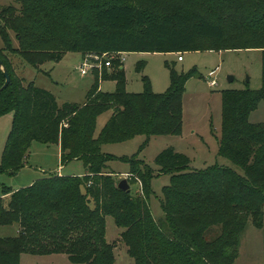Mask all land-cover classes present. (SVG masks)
<instances>
[{
    "label": "trees",
    "instance_id": "obj_1",
    "mask_svg": "<svg viewBox=\"0 0 264 264\" xmlns=\"http://www.w3.org/2000/svg\"><path fill=\"white\" fill-rule=\"evenodd\" d=\"M14 0L0 11V59L12 83L0 92V115L14 110L1 154L0 172L25 165L33 142L58 144L62 165L80 160L83 175L50 173L32 184L2 186L0 225H18L15 236L0 237V264H20L23 253H64L72 263L114 264V244L105 239V216L123 231L120 242L133 264H233L248 219L259 226L264 207V122L250 112L264 99V0ZM157 8L155 9L154 7ZM12 30L17 46L7 36ZM211 42V43H210ZM260 49L261 86L222 91L218 154L242 168L187 170L189 157L168 147L156 156L161 174L170 173L159 203L149 205L154 173L131 169L141 184L133 197L117 187L107 170L104 143L137 135H177L188 73L170 69L163 93L145 78L140 93L127 92L125 73L115 66L102 78L115 90L99 89V79L82 104L57 103L48 90L15 74L13 59L38 67L66 52H176ZM115 64V61H113ZM112 62V63H113ZM4 76L0 70V87ZM110 116L97 136L96 120ZM126 160V159H125ZM218 227L215 236L210 228Z\"/></svg>",
    "mask_w": 264,
    "mask_h": 264
},
{
    "label": "rangeland",
    "instance_id": "obj_2",
    "mask_svg": "<svg viewBox=\"0 0 264 264\" xmlns=\"http://www.w3.org/2000/svg\"><path fill=\"white\" fill-rule=\"evenodd\" d=\"M163 7L171 0H162ZM16 5L14 0H0L2 8ZM17 6V5H16ZM155 9L157 8L154 7ZM7 36L12 45L17 46L14 32L8 30ZM211 43V42H210ZM3 45L0 36V47ZM176 52H128L124 60L115 61L111 67L90 70L82 75L79 66L83 62L81 52H66L59 60H48L38 67L13 59L14 72L24 77L26 82L50 91L61 105L64 102L82 104L86 95L99 79V89L105 92L115 90V81L102 78L104 71L110 75L115 66L121 65L125 73L126 90L130 93H140L145 88V78L155 93H163L170 83V69L176 72L188 73L182 103V125L180 134L173 135H137L128 140L101 145V152L111 155L107 170L113 173L116 184L126 178L130 185L131 195H141V184L131 169L143 171L144 166L154 173L151 180L153 193L149 205L154 218L162 216L159 203L162 189L170 183V173L161 174L156 164V156L168 147L185 154L190 159L187 170H201L210 166H227L243 174V170L231 160L218 154L219 140L222 130V91L232 89H258L261 86V53L260 49H214L182 52L183 59L178 60ZM104 59L102 60V62ZM231 77V79H229ZM214 80L215 84L210 85ZM14 110L10 109L0 115V163L1 154L9 135ZM104 112L96 120L94 136L100 132L110 116ZM251 123L264 122V99L253 109L248 117ZM126 159V160H125ZM60 166V170L58 168ZM61 166L63 170L61 171ZM64 172L71 175H82L83 163L79 160L69 161L61 165L57 144L33 142L25 159V165L14 172H0V197L2 186L19 189L32 184L34 179L50 173ZM34 180V181H35ZM33 182V181H32ZM26 184V185H25ZM105 239L114 244V264H133L127 254L126 246L121 243L120 234L123 228L115 224L112 216H105ZM18 225H0V237L15 236ZM218 227L210 228L208 236H215ZM20 264H85L72 263L64 253L32 255L21 254ZM233 264H264V207L262 208V223L255 225L248 219L241 233L238 254Z\"/></svg>",
    "mask_w": 264,
    "mask_h": 264
},
{
    "label": "built area",
    "instance_id": "obj_3",
    "mask_svg": "<svg viewBox=\"0 0 264 264\" xmlns=\"http://www.w3.org/2000/svg\"><path fill=\"white\" fill-rule=\"evenodd\" d=\"M125 52H111V53H86L83 55V62L79 66V70L82 75L87 74L90 70L94 71L95 69L101 68L102 63L105 67H111L113 60L123 61ZM178 60L181 61L183 59L182 53H179ZM104 61L102 62V60ZM215 81L212 80L210 85L213 86Z\"/></svg>",
    "mask_w": 264,
    "mask_h": 264
},
{
    "label": "water",
    "instance_id": "obj_4",
    "mask_svg": "<svg viewBox=\"0 0 264 264\" xmlns=\"http://www.w3.org/2000/svg\"><path fill=\"white\" fill-rule=\"evenodd\" d=\"M0 70L4 76V82L0 87V92H1L4 88H6L9 84L12 83V80H11L10 73L8 72V69L6 68V66L4 65L1 59H0ZM229 79H231V77H229ZM117 187L121 189L122 191H125L127 194L131 192L130 185L128 181L126 180V178L121 179L118 182Z\"/></svg>",
    "mask_w": 264,
    "mask_h": 264
},
{
    "label": "crops",
    "instance_id": "obj_5",
    "mask_svg": "<svg viewBox=\"0 0 264 264\" xmlns=\"http://www.w3.org/2000/svg\"><path fill=\"white\" fill-rule=\"evenodd\" d=\"M84 55V54H83ZM57 147H58V155H59V157H60V146L57 144ZM73 161V160H72ZM80 161V160H79ZM68 163V162H67ZM66 163V164H67ZM62 165V164H61ZM65 165V164H64ZM63 165V166H64ZM64 168V167H63ZM63 168H62V166H61V171L63 170ZM60 170V166H59V168H58V171ZM57 174H59V175H71V174H68V173H64V172H57ZM83 174H85V168H84V172L82 173V175ZM42 178V177H41ZM39 179V178H38ZM34 180H35V178L34 179H32V180H30L29 182H31V183H33L34 182ZM33 181V182H32ZM30 184V183H29ZM26 185V184H25ZM24 187V186H23ZM13 190H14V188H12Z\"/></svg>",
    "mask_w": 264,
    "mask_h": 264
}]
</instances>
